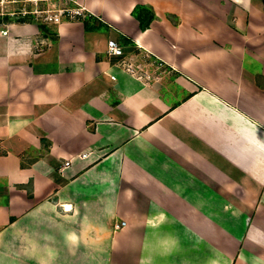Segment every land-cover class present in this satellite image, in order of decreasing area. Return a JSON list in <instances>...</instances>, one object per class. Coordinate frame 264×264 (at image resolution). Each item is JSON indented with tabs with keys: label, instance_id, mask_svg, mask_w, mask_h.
<instances>
[{
	"label": "crops",
	"instance_id": "crops-1",
	"mask_svg": "<svg viewBox=\"0 0 264 264\" xmlns=\"http://www.w3.org/2000/svg\"><path fill=\"white\" fill-rule=\"evenodd\" d=\"M78 1L0 22V264H264V0Z\"/></svg>",
	"mask_w": 264,
	"mask_h": 264
},
{
	"label": "built area",
	"instance_id": "built-area-1",
	"mask_svg": "<svg viewBox=\"0 0 264 264\" xmlns=\"http://www.w3.org/2000/svg\"><path fill=\"white\" fill-rule=\"evenodd\" d=\"M11 2H19L20 0H9ZM29 4V6L23 5L19 10L5 11L1 10L0 15H16L17 18L25 17L27 15H33L37 21H40L46 25H56L64 20H75L84 18L88 12L86 6L80 3L78 0H22ZM21 1V2H22ZM2 4V3H1ZM16 18V19H17ZM3 34H8V29H2ZM107 51L110 55H124V48L116 39H110L108 41ZM125 62V61H124ZM126 69L131 72H136L131 63H125ZM146 76L147 73H145ZM141 75V74H140ZM113 78L115 76H112ZM83 156H87L84 153ZM71 159H68L63 164V167L69 166ZM125 224V221H118L115 223V228H121Z\"/></svg>",
	"mask_w": 264,
	"mask_h": 264
},
{
	"label": "trees",
	"instance_id": "trees-1",
	"mask_svg": "<svg viewBox=\"0 0 264 264\" xmlns=\"http://www.w3.org/2000/svg\"><path fill=\"white\" fill-rule=\"evenodd\" d=\"M133 14L139 19L142 29L149 27L153 18L155 17V12L153 8L146 4H140V5L135 6V8L133 9ZM4 18H7V20L9 19L8 21L13 20V19H10V16L8 15H6ZM16 20L21 21V22L35 21L39 24V27L41 28V30H43L45 33L52 34L54 36V33L50 30V28L46 24L40 21H37L33 15H27L25 17H20V18H17ZM2 21L3 20L0 18V22ZM0 188L5 190L4 185H0Z\"/></svg>",
	"mask_w": 264,
	"mask_h": 264
},
{
	"label": "rangeland",
	"instance_id": "rangeland-1",
	"mask_svg": "<svg viewBox=\"0 0 264 264\" xmlns=\"http://www.w3.org/2000/svg\"><path fill=\"white\" fill-rule=\"evenodd\" d=\"M22 0H20L19 2H11L9 0H0V11L1 10H5V11H14V10H19L20 8L23 7V5L29 6V4H26V2H21ZM2 3V4H1ZM6 16V14L0 15V18L3 21H8L7 18H4ZM10 16V19H16V15H8ZM6 19V20H5Z\"/></svg>",
	"mask_w": 264,
	"mask_h": 264
}]
</instances>
